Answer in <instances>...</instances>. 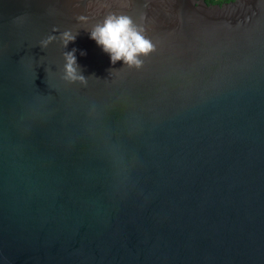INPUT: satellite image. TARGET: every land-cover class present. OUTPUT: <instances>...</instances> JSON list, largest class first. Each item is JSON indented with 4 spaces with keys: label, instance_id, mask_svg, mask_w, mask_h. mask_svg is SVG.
I'll use <instances>...</instances> for the list:
<instances>
[{
    "label": "water",
    "instance_id": "95a60500",
    "mask_svg": "<svg viewBox=\"0 0 264 264\" xmlns=\"http://www.w3.org/2000/svg\"><path fill=\"white\" fill-rule=\"evenodd\" d=\"M109 13L139 69L89 39ZM0 264H264V0H0Z\"/></svg>",
    "mask_w": 264,
    "mask_h": 264
},
{
    "label": "clouds",
    "instance_id": "9594fccd",
    "mask_svg": "<svg viewBox=\"0 0 264 264\" xmlns=\"http://www.w3.org/2000/svg\"><path fill=\"white\" fill-rule=\"evenodd\" d=\"M77 19L81 23L86 22L83 16ZM86 30L89 39L93 40L102 52L108 55L110 64L121 61L124 66L139 69L143 64L141 58L155 50L154 43L145 35L144 27L137 24L127 14L109 13ZM53 31L58 32L55 28ZM76 35L77 32L71 30L58 32L62 48L65 49L70 42H74ZM55 38L48 36L42 39L39 41V47L46 48ZM76 52V48L62 51L63 65L60 79L69 83L78 82L84 86L87 84L88 78H85L81 73L80 66L77 64ZM79 54L86 55L83 50H80ZM45 71L47 72V69Z\"/></svg>",
    "mask_w": 264,
    "mask_h": 264
},
{
    "label": "trees",
    "instance_id": "16d2710c",
    "mask_svg": "<svg viewBox=\"0 0 264 264\" xmlns=\"http://www.w3.org/2000/svg\"><path fill=\"white\" fill-rule=\"evenodd\" d=\"M208 4H221L223 2H227L229 0H204Z\"/></svg>",
    "mask_w": 264,
    "mask_h": 264
}]
</instances>
